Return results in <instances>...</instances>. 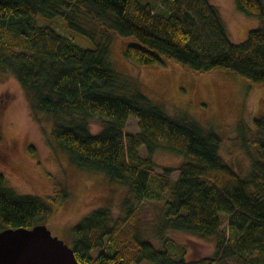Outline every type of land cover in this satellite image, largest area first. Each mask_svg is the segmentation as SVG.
<instances>
[{
	"label": "trees",
	"instance_id": "obj_1",
	"mask_svg": "<svg viewBox=\"0 0 264 264\" xmlns=\"http://www.w3.org/2000/svg\"><path fill=\"white\" fill-rule=\"evenodd\" d=\"M235 1L240 12L264 20V0ZM39 17L61 20L93 46L79 44L55 23H39ZM115 37L129 40L125 57L140 66L171 60L197 73L226 69L248 80L249 91L264 84V26L234 43L210 0H0V70L17 77L34 112L51 122L56 147L77 168L102 172L127 190L124 215L115 217L106 204L70 228L68 244L77 259L264 264V115L252 125L244 118L238 124L254 148L250 170L242 175L220 154L216 131L189 117L169 116L143 93L139 80L113 67ZM130 117L138 121L136 133L126 132ZM92 120L103 129L92 132ZM157 151L185 161L159 172ZM67 197L65 190L49 201L18 194L0 174V232L46 224L54 214L50 202L60 205ZM148 202L159 209L154 231L164 239L161 248L139 227ZM169 230L214 239V255L186 259L183 245L164 238Z\"/></svg>",
	"mask_w": 264,
	"mask_h": 264
},
{
	"label": "rangeland",
	"instance_id": "obj_2",
	"mask_svg": "<svg viewBox=\"0 0 264 264\" xmlns=\"http://www.w3.org/2000/svg\"><path fill=\"white\" fill-rule=\"evenodd\" d=\"M210 2L219 8L234 43L243 42L250 30L264 26V20L240 12L235 0ZM38 19L41 24H57L61 31L73 35L85 47L93 46L89 39L66 30L61 20ZM128 42L119 37L113 39V67L139 80L143 93L161 105L169 116L189 117L216 131L222 139V157L239 173L247 175L254 148L249 139L244 142L238 124L244 118L252 125L255 117L264 115V84L254 85L249 91L248 80L226 69L197 73L171 60L165 65L140 66L125 57ZM90 129L97 133L103 129V123L92 120ZM51 131V122L34 112L27 92L13 72L0 70V174L4 176L6 186L18 194H31L49 201L58 191L67 192L63 204L50 202L54 214L46 225L54 235L68 243L70 228L93 210L108 204L115 217L124 215L127 190L110 182L102 172L77 168L68 155L56 147ZM138 131L137 119L130 117L126 132ZM141 152L145 155L144 148ZM153 158L159 172L164 167L178 168L185 161L183 156L165 151H157ZM174 176H178V172ZM158 210L156 203L148 202L138 218L143 234L161 248L164 239L154 231ZM164 238L183 245L188 260L215 253L214 239H201L178 230L164 232Z\"/></svg>",
	"mask_w": 264,
	"mask_h": 264
},
{
	"label": "water",
	"instance_id": "obj_3",
	"mask_svg": "<svg viewBox=\"0 0 264 264\" xmlns=\"http://www.w3.org/2000/svg\"><path fill=\"white\" fill-rule=\"evenodd\" d=\"M0 264H84L46 224L0 232Z\"/></svg>",
	"mask_w": 264,
	"mask_h": 264
}]
</instances>
